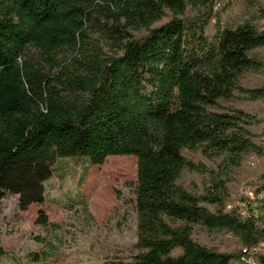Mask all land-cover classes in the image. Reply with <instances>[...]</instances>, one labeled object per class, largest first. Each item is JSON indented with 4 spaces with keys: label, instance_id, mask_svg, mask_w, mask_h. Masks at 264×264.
I'll list each match as a JSON object with an SVG mask.
<instances>
[{
    "label": "trees",
    "instance_id": "obj_1",
    "mask_svg": "<svg viewBox=\"0 0 264 264\" xmlns=\"http://www.w3.org/2000/svg\"><path fill=\"white\" fill-rule=\"evenodd\" d=\"M189 1L0 0V162L21 205L43 200L59 159L96 166L135 156L132 264H244V250L264 244V198L240 196L244 215L227 209L235 200L217 173L202 191L181 183L186 171H206L189 153L224 156L231 168L260 155L250 126L263 120L223 103L239 91L264 99V83L240 86L245 72L264 67L252 56L264 35L254 23L220 20L211 34L218 0H196L204 12L193 17ZM248 184L264 192V170ZM197 227L230 233L238 247L208 248ZM255 259L264 264V247Z\"/></svg>",
    "mask_w": 264,
    "mask_h": 264
},
{
    "label": "rangeland",
    "instance_id": "obj_2",
    "mask_svg": "<svg viewBox=\"0 0 264 264\" xmlns=\"http://www.w3.org/2000/svg\"><path fill=\"white\" fill-rule=\"evenodd\" d=\"M263 9L264 0H218L213 7L215 18L210 32L215 33L217 20L234 28L247 22L261 28ZM203 12L199 2L189 1L188 16ZM252 56L264 65V48ZM263 83L264 67L250 69L240 77L244 90L257 89ZM223 104L243 110L256 120H264V101H252L241 91ZM250 130L259 133L260 125L252 124ZM251 156L240 167L231 168L224 156L189 153L206 171H186L181 183L191 191H202L210 187L211 176L217 173L235 200L227 209L237 206L247 214L248 204L241 201L240 190L248 183H258L263 172V163L258 169L250 167ZM4 163L0 162V246L5 255L0 258V264H132L130 260L137 252L138 242L135 156L109 157L96 166L85 159H59L53 166L51 179L42 184L43 200L25 208ZM47 224L59 227L52 230ZM194 236L216 251L238 247V238L227 232L197 227Z\"/></svg>",
    "mask_w": 264,
    "mask_h": 264
},
{
    "label": "built area",
    "instance_id": "obj_3",
    "mask_svg": "<svg viewBox=\"0 0 264 264\" xmlns=\"http://www.w3.org/2000/svg\"><path fill=\"white\" fill-rule=\"evenodd\" d=\"M260 32L262 33V35H264V17H263L262 26L260 28ZM263 101H264V99H263ZM259 133H260L259 146H260L261 153H260V155H256V154L252 155L250 158L249 165L252 169H258L259 166L261 165V163H263L262 169L264 170V120L260 126V132ZM240 196L248 198L249 201H251V202H255L257 200V198H264V192L258 194L257 189L254 185L246 184L245 186H243L241 188ZM245 206H246V204H245ZM244 215H246V214L244 213ZM262 247H264V244H261L260 247L257 249H253V250L245 249L244 250L245 255H244V257H242L243 263L244 264H256L255 255H256V253L260 252Z\"/></svg>",
    "mask_w": 264,
    "mask_h": 264
}]
</instances>
